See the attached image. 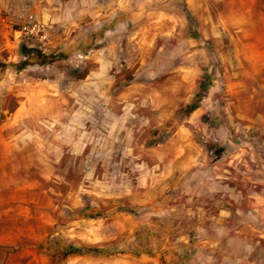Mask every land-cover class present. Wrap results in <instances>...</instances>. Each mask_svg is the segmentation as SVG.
<instances>
[{
  "label": "rangeland",
  "instance_id": "374dc122",
  "mask_svg": "<svg viewBox=\"0 0 264 264\" xmlns=\"http://www.w3.org/2000/svg\"><path fill=\"white\" fill-rule=\"evenodd\" d=\"M36 1L0 0V264H264V0Z\"/></svg>",
  "mask_w": 264,
  "mask_h": 264
},
{
  "label": "built area",
  "instance_id": "2783aa9c",
  "mask_svg": "<svg viewBox=\"0 0 264 264\" xmlns=\"http://www.w3.org/2000/svg\"><path fill=\"white\" fill-rule=\"evenodd\" d=\"M51 27L47 22L30 14L21 26L14 30V38L21 42L34 41L41 51H46L47 45L51 43Z\"/></svg>",
  "mask_w": 264,
  "mask_h": 264
},
{
  "label": "crops",
  "instance_id": "0c3cea01",
  "mask_svg": "<svg viewBox=\"0 0 264 264\" xmlns=\"http://www.w3.org/2000/svg\"><path fill=\"white\" fill-rule=\"evenodd\" d=\"M2 1H4L3 2V4L2 5H6V7H11L10 6V3H9V1L8 0H2ZM8 1V2H7ZM42 2H40L39 0L38 1H36V4L37 5H44V6H47V3H46V1H48V2H50V3H52V1L53 0H41ZM4 9V8H3ZM6 9V8H5ZM2 11V7H1V4H0V12ZM52 15L51 14H47V13H45V14H43V17H46V18H50ZM8 26V24H7V18L6 19H4V17H2V16H0V34H1V32L4 30V27H7ZM3 29V30H2Z\"/></svg>",
  "mask_w": 264,
  "mask_h": 264
},
{
  "label": "trees",
  "instance_id": "16d2710c",
  "mask_svg": "<svg viewBox=\"0 0 264 264\" xmlns=\"http://www.w3.org/2000/svg\"><path fill=\"white\" fill-rule=\"evenodd\" d=\"M34 52H35L34 48H28L26 50V55L31 56V55H33ZM197 108H198V104H193V105L190 106L191 110H195ZM71 251H74V250L72 249Z\"/></svg>",
  "mask_w": 264,
  "mask_h": 264
}]
</instances>
